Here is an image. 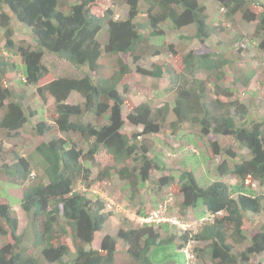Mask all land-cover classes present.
<instances>
[{"label":"trees","instance_id":"trees-1","mask_svg":"<svg viewBox=\"0 0 264 264\" xmlns=\"http://www.w3.org/2000/svg\"><path fill=\"white\" fill-rule=\"evenodd\" d=\"M107 1L0 0L5 49L21 59L19 64L10 58L0 61V132L9 138L21 131L42 138L33 155L7 150L0 140V183L23 187L21 208L28 220L25 231L19 232L11 205L0 201V241L9 240L0 248V264H186L190 244L199 264H264L259 260L264 255V221L255 234L244 231L247 214L264 217V192L256 190L264 187V118L251 120L249 106L234 88L246 90L255 74H241L236 60L205 44L234 29V39L228 43L234 47L245 41L238 22H255L251 39L260 42L252 59L264 66L260 56L264 12H252L255 0H214L213 6L204 0ZM119 5L128 10L116 19ZM6 9L31 30L35 44L14 40ZM208 12L214 15L213 22ZM105 26L108 39L102 44L98 36ZM168 30L178 35L179 42L166 41ZM184 39L199 45L189 49ZM46 53L83 75L47 81ZM165 53L174 61L149 62ZM14 71L22 78L17 80ZM136 76L151 79L154 86L165 81L170 99L159 106L152 99L135 104L120 88L128 92L139 85ZM29 88L43 103L53 100L45 114L44 109L32 110L25 104ZM74 92L83 97L82 103L69 102ZM36 115L38 120L33 119ZM127 124L133 126L131 132L125 131ZM185 127L192 131L185 133ZM167 128L177 140H184L183 147H199L202 139L214 136L209 151L199 154L204 161L219 158L220 179L202 186L194 164L184 167L176 181L164 154L156 151L159 139L147 137L165 134ZM221 136L232 137L250 158L222 146ZM101 150L104 156L99 159ZM10 151L15 158H8ZM191 152L187 163H199L198 152ZM156 172L164 174L156 176ZM113 175L126 182L132 201L139 200L144 189L152 190L154 197L161 195L168 204L166 196L179 197L181 220L187 211L201 209L197 228L175 231L177 226L169 221L135 225L127 219L117 235H105L99 249H93L96 233L112 216L95 189ZM227 175L238 182H224ZM139 213L143 219L151 216ZM27 237L29 246L24 243Z\"/></svg>","mask_w":264,"mask_h":264},{"label":"rangeland","instance_id":"rangeland-1","mask_svg":"<svg viewBox=\"0 0 264 264\" xmlns=\"http://www.w3.org/2000/svg\"><path fill=\"white\" fill-rule=\"evenodd\" d=\"M67 2H74L76 0H66ZM207 2L208 5L213 6L214 0H204ZM102 4L109 3L107 0H101ZM108 6V5H107ZM118 11L117 14H119L121 17L126 16L127 7L124 5H119L117 7ZM251 10L254 13H262L264 12V0H255L253 4L251 5ZM8 14L12 17L11 24L14 28V40H24L27 43L35 44L33 35L31 33V30L23 27L10 13L8 9H6ZM217 10H214V12ZM208 20L210 22H213L212 19L214 15L210 12ZM256 26L257 24L255 22L247 23V22H238V29H240L241 33L245 36V41L242 43L236 44L234 47L230 48V44H228L231 40L234 39L235 31L234 29H231L230 32L226 34H219L218 36H214L213 38L207 40L205 42L206 46L208 48L214 47L215 49L223 52H225V55L228 58L236 60L235 68L241 70V74H248L249 72H254V78L251 79L248 88L245 90L241 86H235L234 88H237L236 96L240 97V99L245 102L249 106L250 109V119L260 121L264 118V75H262V68L264 67L262 65V62L259 60L252 59L255 54V45L257 42H260V39L256 37V41L252 42V37L254 36L256 32ZM178 35H175L173 31L168 30L167 31V37L166 41L168 42H179V39L177 38ZM99 41L102 44H105L108 39L107 34V27L105 26L101 33L98 36ZM227 43V45H223V43L217 47L219 42ZM183 43H185V47H188L189 49L193 46H198V41H189V40H183ZM194 48V47H193ZM261 58L264 59V54L260 53ZM161 57V58H160ZM160 57H153L149 60V62H157L159 59L168 60V61H174L171 55H167L166 53L163 56ZM9 59L10 62H16L20 63L21 59L18 56L11 55L10 53H7L5 49V40L2 37V33H0V61L2 59ZM43 62L46 64V66L49 68L50 73L47 75V81H50L54 78L58 77H81L83 75V72L81 70L76 69L74 66L70 65L68 62L63 61L62 59H59L56 55L51 53H46ZM149 65V63H147ZM135 65L133 64V68ZM17 71H14V74H17ZM201 78H205V75H199ZM22 78V75L17 74V80ZM230 80V79H229ZM136 81L139 83V85L131 86L128 90V92H124V88H120V91L123 92V94L130 98L135 104H139L141 102L151 100L153 104L156 106L160 105L161 103L165 102L166 100H169L171 95L168 93H165V89L168 87V84L165 81H160L156 86H154V83L151 79H148L143 76H136ZM240 90V91H239ZM34 88H29L28 90V98L25 100V104L27 106H30L32 110L40 111L41 109H44V114L49 106L53 102V100H49L47 103H43V101L39 97H34ZM84 101L83 97L74 92L71 97L69 98L70 103L74 104H80ZM123 113L126 116L128 114V109L124 107ZM46 117V116H45ZM33 119L38 120V115H36ZM27 129H30V124L26 125ZM133 130V126L127 124V127L125 131L131 132ZM138 130H142V127H138ZM185 133H190L192 131L190 128L185 127L183 129ZM194 131V130H193ZM196 131V130H195ZM165 134H161L158 136H147L149 138L156 137L157 140V152H161L164 154V159L168 163V168L170 169V172L177 175L176 181H178V177L182 172V169L193 167L194 164H197V168H195V175L197 180L201 183L202 186H207L215 181H218L220 177L217 174L216 171V165L219 163V158H216L215 160H203L202 155L199 154L200 152L207 153V149L209 147V141L215 140L216 138L212 135L208 137V139H202V141L199 142V147H195L193 145L183 147V139L178 135L179 140L175 138L176 135H173L171 133L170 128H167L164 132ZM62 136V135H60ZM64 136V135H63ZM47 140L51 139V135H46L44 137ZM184 138V137H183ZM218 139L221 141V145L224 147H230L234 150H238L242 155H244L245 158H250L249 151L247 149L240 148L238 143L232 138V137H225L221 136ZM0 140L4 142L5 148L7 150H12L16 152L17 154H32L34 152L35 147L42 141V138H32L29 136V134L25 133V131H21V135L9 138L5 132H0ZM83 147H85L83 145ZM190 147V148H189ZM10 151L8 154V158H15L13 156V152ZM191 151H195L196 154L198 152L199 159L197 163L196 161L193 162V164L189 165L187 163V156H190L189 154L192 153ZM200 151V152H199ZM209 151V149H208ZM21 153V154H20ZM104 156V151L101 150L99 153L98 158L102 159ZM202 158V159H201ZM1 164V162H0ZM232 165V164H231ZM92 171L96 175L97 169L93 167ZM156 176H162L164 173L156 172L154 173ZM224 182L228 184H236L238 180L235 177H232L230 175H227L223 178ZM126 182L121 181L117 175H113L112 179L108 182H106L101 187H98L95 189V193L99 194L101 198L104 200L105 203L113 201L117 205V211L112 212V216L109 217V220L105 224L104 230L102 232L96 233L95 240L91 244V247L93 249H98L100 247L101 241L103 237L107 234L115 236L117 235V232L120 230L121 227H125V220L130 219L135 222V225H142L143 219L139 212H147V214H151L150 218L148 220L152 222H159L162 219L165 221H169L175 226H177L175 231L180 228H183V225L185 228L188 229H195L197 228L196 224L198 222L197 217L201 209L198 210H189L187 211L184 220H181L180 211L177 206V202L179 201V197H172L171 195L166 196V199L169 200V205L167 210L163 214H159L160 218H156L154 213L156 212L158 205L160 203H163V199L161 198V195H157L154 197V193L150 189H144L141 191L140 199L139 200H130V191L125 186ZM83 186L80 185L78 187L82 188ZM256 190H259L260 192H264V187L261 189L256 187ZM0 201L8 202L14 213L17 215V218L19 220V232H24L25 228L28 225V220L25 212L21 208V197L23 195V187L21 186H11L6 183H0ZM176 199V200H174ZM173 200V201H172ZM155 217V220L152 219ZM152 217V218H151ZM264 217L260 215H253V214H247L245 216V226L244 231L245 233L250 236L252 234H255L260 225L263 223ZM29 237H31L29 235ZM27 237L24 241V243H27L28 246L31 244V238ZM9 243V240L2 239L0 241V248L3 247ZM193 244L188 245L186 247V264H199V262L195 261V259H189L187 258V251H190L192 253L191 247ZM197 246L203 247V244H198ZM89 247V246H88ZM120 248H123L121 246ZM209 260V259H207ZM259 260H261L264 263V255L259 257ZM210 262V261H208ZM252 264H256V261H253Z\"/></svg>","mask_w":264,"mask_h":264},{"label":"clouds","instance_id":"clouds-1","mask_svg":"<svg viewBox=\"0 0 264 264\" xmlns=\"http://www.w3.org/2000/svg\"><path fill=\"white\" fill-rule=\"evenodd\" d=\"M124 6H126V5H124ZM127 7V6H126ZM120 18V15L119 14H116V19H119ZM32 177H35V173H33L32 174ZM161 204V203H160ZM105 206H106V210L109 212V213H112V212H114V211H117V205L113 202V201H111V202H107V203H105ZM159 206V205H158ZM153 217V216H152ZM151 217V218H152ZM156 218H160V216H158V217H156ZM143 219V218H142ZM152 219H154L155 220V217H153ZM163 220V219H162ZM143 222H152V221H150V220H148V218H146V219H143L142 220ZM99 249V248H98Z\"/></svg>","mask_w":264,"mask_h":264},{"label":"built area","instance_id":"built-area-1","mask_svg":"<svg viewBox=\"0 0 264 264\" xmlns=\"http://www.w3.org/2000/svg\"><path fill=\"white\" fill-rule=\"evenodd\" d=\"M168 205H169L168 202H163V203L159 204V206H158L156 212L154 213V215L156 217H158L159 214H163L167 210ZM183 228H185L184 225H183ZM187 258L194 259V255L190 251H187Z\"/></svg>","mask_w":264,"mask_h":264}]
</instances>
